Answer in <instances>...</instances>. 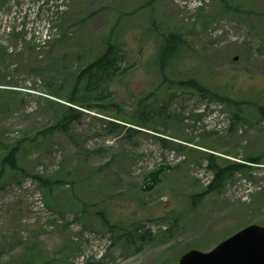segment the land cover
Wrapping results in <instances>:
<instances>
[{"label": "rangeland", "instance_id": "obj_1", "mask_svg": "<svg viewBox=\"0 0 264 264\" xmlns=\"http://www.w3.org/2000/svg\"><path fill=\"white\" fill-rule=\"evenodd\" d=\"M206 1L191 15L182 0H0V142L23 141L18 169L0 181V264H177L264 226V0ZM176 30L188 46L160 71L158 49ZM107 40L123 46L128 69L109 86L114 106L73 107L62 132L37 138ZM187 81L239 104L242 120L176 89ZM208 153L259 164L192 208L189 197L211 182ZM159 167L171 169L152 182ZM35 177L60 183L50 195Z\"/></svg>", "mask_w": 264, "mask_h": 264}, {"label": "trees", "instance_id": "obj_2", "mask_svg": "<svg viewBox=\"0 0 264 264\" xmlns=\"http://www.w3.org/2000/svg\"><path fill=\"white\" fill-rule=\"evenodd\" d=\"M186 42L187 41L184 39L183 34L177 30L163 38V44L159 48L157 57V65L160 71H164L169 63L177 59L179 51L188 46ZM123 58L124 50L122 46L118 43L108 44L107 41L103 52L96 56L90 64L79 71L73 81L70 92L66 95V97L62 98V100L71 106L88 110L101 111L104 108L113 107L114 104L110 99L111 94L109 92V86L119 75L128 71L127 68L124 70L120 69V62ZM175 86L178 90L191 89L192 91H199L205 97L218 100L231 112L235 121L242 120L239 114V104L231 101L226 95L220 99L218 96H215L212 91L207 88L200 87L194 81L177 82ZM104 102L105 104H103ZM63 108V112L60 114L57 123L46 129L38 130L35 134L37 138L46 139L55 132H62L71 120H73L76 115H79V111L72 107L65 106ZM257 111L259 116L264 119V107H257ZM115 117V120L117 121H124V123L127 122L143 129H151L143 122H135L126 118H121L120 116ZM232 122L234 121L232 120ZM22 144V140L15 144L0 142V181H2V179L8 174L18 169V157ZM205 156L207 159V169L212 174V180L205 187V190L202 193L193 194L189 197L192 208L196 207L201 201H203L206 195L214 192H220L224 184L230 180L235 173H242L243 171L248 170L251 166H248L247 164L258 165L259 163V157L252 156L244 159L242 163L226 162L225 164H220L215 155L208 154ZM165 168H168L167 170L171 169L170 167H159L151 173L153 174V176L151 175L152 182H157L159 176H165L164 173L166 171L163 172ZM35 179L39 181L42 189H46L50 192V195L52 194V188L60 183L57 180L51 182L49 180L39 179L36 177ZM84 212L85 210H82L80 214L83 215ZM97 215L101 218V227L105 228L108 232L113 233L115 225L110 224L109 220H106L105 215L102 212H99ZM135 230L137 231L133 233L138 232L139 237H142L147 233L144 228L141 227H138ZM133 233L127 232L128 235L125 237V242L126 240L128 242L129 237H134ZM50 263L51 262H46L45 260L41 262V264ZM29 264L33 263L30 261Z\"/></svg>", "mask_w": 264, "mask_h": 264}, {"label": "water", "instance_id": "obj_3", "mask_svg": "<svg viewBox=\"0 0 264 264\" xmlns=\"http://www.w3.org/2000/svg\"><path fill=\"white\" fill-rule=\"evenodd\" d=\"M177 264H264V227L248 226L208 253L189 251Z\"/></svg>", "mask_w": 264, "mask_h": 264}]
</instances>
